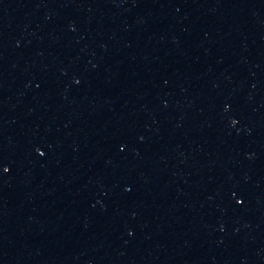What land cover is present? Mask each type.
<instances>
[{
    "label": "water",
    "instance_id": "1",
    "mask_svg": "<svg viewBox=\"0 0 264 264\" xmlns=\"http://www.w3.org/2000/svg\"><path fill=\"white\" fill-rule=\"evenodd\" d=\"M0 264H264V0H0Z\"/></svg>",
    "mask_w": 264,
    "mask_h": 264
}]
</instances>
